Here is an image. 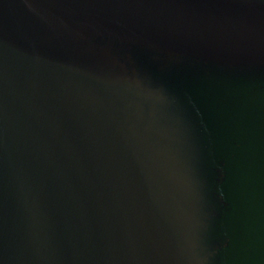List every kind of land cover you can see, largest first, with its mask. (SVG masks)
I'll return each mask as SVG.
<instances>
[{
	"label": "water",
	"instance_id": "water-1",
	"mask_svg": "<svg viewBox=\"0 0 264 264\" xmlns=\"http://www.w3.org/2000/svg\"><path fill=\"white\" fill-rule=\"evenodd\" d=\"M0 264H264V0H0Z\"/></svg>",
	"mask_w": 264,
	"mask_h": 264
}]
</instances>
